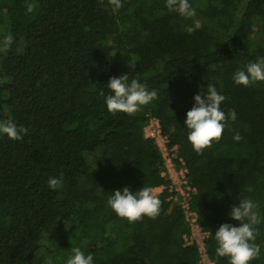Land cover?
Listing matches in <instances>:
<instances>
[{
	"label": "trees",
	"instance_id": "1",
	"mask_svg": "<svg viewBox=\"0 0 264 264\" xmlns=\"http://www.w3.org/2000/svg\"><path fill=\"white\" fill-rule=\"evenodd\" d=\"M26 2L0 0V38L15 41L0 53V121L29 129L20 141L0 134V264H66L74 247L92 264H198L197 246L184 244L182 210L168 199L160 149L144 135L151 116L196 188L190 203L214 264H229L214 235L221 224L239 226L229 212L241 198L261 215L260 255L249 264H264V81L233 80L264 57V0H189V19L166 0H121L116 12L108 0H31L30 14ZM196 20L202 27L189 34ZM123 74L157 91L131 116L105 103L109 79ZM209 84L237 118L198 155L184 120ZM61 176L62 188L50 189L49 177ZM161 184L155 219L129 223L107 204L124 187Z\"/></svg>",
	"mask_w": 264,
	"mask_h": 264
},
{
	"label": "clouds",
	"instance_id": "2",
	"mask_svg": "<svg viewBox=\"0 0 264 264\" xmlns=\"http://www.w3.org/2000/svg\"><path fill=\"white\" fill-rule=\"evenodd\" d=\"M108 3L112 6L113 12L122 7L121 0H108ZM165 7L168 11L178 13L186 19L196 16V11L189 0H166ZM35 10L36 4L28 0L25 4L26 13H33ZM201 27L200 21L196 20L192 26H186L185 30L191 34ZM14 42L12 34L3 35L0 38V53L8 52ZM233 80L236 84L246 87L258 81H264V57L246 65V70H237ZM107 88L111 94L105 96V103L107 110L113 115L117 113L134 115L142 106L157 98L156 90L149 91L147 85L140 83L137 79L129 82L127 74L111 77ZM100 95L105 94L101 92ZM193 99L194 104L186 113L184 125L189 130L187 139L199 155L204 149L210 148L213 141L219 142L225 127H231V122L236 120L237 114L234 109H230L227 114L221 110L220 105L227 98L218 93L214 85L209 84L206 93L197 94ZM28 132V128L17 126L11 119L0 121V134H6L10 140L20 141ZM233 139L238 142L242 137L236 133ZM47 184L52 190L61 189L62 176L49 177ZM107 204L119 217L134 223L145 216L150 219L158 217L162 202L151 187H143L135 193L128 187H124L122 190L115 191L108 198ZM229 216L239 222V226L228 223L219 226L214 235L217 243L216 255L228 257L229 264H249L260 255V246L254 243L259 234L256 226L261 223L258 205L251 198H241L238 205L231 208ZM71 251L72 255L67 259L66 264H92L91 254L85 256L79 247H74ZM45 264H52V258L46 257Z\"/></svg>",
	"mask_w": 264,
	"mask_h": 264
},
{
	"label": "built area",
	"instance_id": "3",
	"mask_svg": "<svg viewBox=\"0 0 264 264\" xmlns=\"http://www.w3.org/2000/svg\"><path fill=\"white\" fill-rule=\"evenodd\" d=\"M144 135L153 138L160 149L165 165V171L162 174H165L170 180L168 185L170 195L168 199L179 204L184 220L189 227V233L183 235L184 244H195L197 246L199 253L198 264H214V261L208 256L205 246L208 231L203 230L199 225L198 213L192 209L190 203L196 188L192 187L188 182L187 168L184 165V161L179 157L178 165L175 164L174 159L177 157L176 146L170 149L167 147L168 139L162 134L159 120L156 117L151 116L149 118V121L144 126ZM151 188L160 195L166 185L161 184Z\"/></svg>",
	"mask_w": 264,
	"mask_h": 264
}]
</instances>
